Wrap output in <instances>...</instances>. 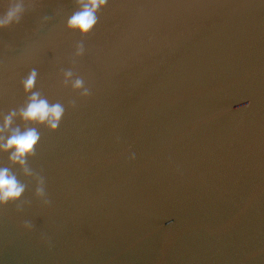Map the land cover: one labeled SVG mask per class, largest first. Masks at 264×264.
<instances>
[{
	"label": "water",
	"instance_id": "1",
	"mask_svg": "<svg viewBox=\"0 0 264 264\" xmlns=\"http://www.w3.org/2000/svg\"><path fill=\"white\" fill-rule=\"evenodd\" d=\"M16 2L0 113L35 71L64 114L30 125L32 176L0 153L26 186L0 264H264V0H106L86 34L80 0Z\"/></svg>",
	"mask_w": 264,
	"mask_h": 264
},
{
	"label": "clouds",
	"instance_id": "2",
	"mask_svg": "<svg viewBox=\"0 0 264 264\" xmlns=\"http://www.w3.org/2000/svg\"><path fill=\"white\" fill-rule=\"evenodd\" d=\"M105 3L106 0H80V9L69 18L68 27L79 30L82 34L88 33L96 23V13ZM22 11V3L12 4L0 15V28L18 21ZM36 75L33 71L22 81L24 91L28 94L25 103L7 113H0V153L7 154L9 165L19 167L25 176H32L27 159L34 154L40 138L36 128L30 125L43 124L55 130L64 114L61 104H50L39 92L33 91ZM71 76V72L65 73L66 81ZM72 86L82 89L83 82L76 79L72 81ZM84 94H87L86 90ZM25 187L11 167L0 165V205L19 201ZM37 195H43L39 187ZM25 226L30 227L27 224Z\"/></svg>",
	"mask_w": 264,
	"mask_h": 264
}]
</instances>
